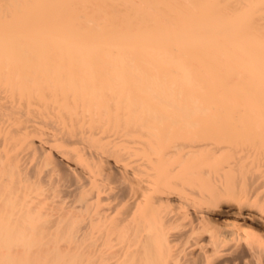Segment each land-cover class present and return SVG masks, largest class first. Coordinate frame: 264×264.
Returning a JSON list of instances; mask_svg holds the SVG:
<instances>
[{
  "label": "bare ground",
  "instance_id": "bare-ground-1",
  "mask_svg": "<svg viewBox=\"0 0 264 264\" xmlns=\"http://www.w3.org/2000/svg\"><path fill=\"white\" fill-rule=\"evenodd\" d=\"M0 264H264V0H0Z\"/></svg>",
  "mask_w": 264,
  "mask_h": 264
}]
</instances>
